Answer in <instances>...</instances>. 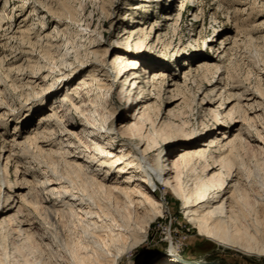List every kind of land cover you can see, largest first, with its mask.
<instances>
[{
    "label": "bare ground",
    "instance_id": "6f19581e",
    "mask_svg": "<svg viewBox=\"0 0 264 264\" xmlns=\"http://www.w3.org/2000/svg\"><path fill=\"white\" fill-rule=\"evenodd\" d=\"M136 1L147 6L159 0ZM189 1L198 10L202 0ZM165 2L167 12L160 15L162 25L172 22L176 12L181 14L185 7L184 0ZM118 13L111 16L110 24L121 25V31L102 51L98 49L100 42H89L87 52L93 56L91 61H68L57 72L48 68L39 73H23L12 84L25 96L23 113L13 115L0 104V121L16 123L11 135H0V238L6 234L9 241L16 243L15 252L6 253L4 249L0 253V261L4 257L7 264H119L123 255L144 237L148 224L162 215L168 194L180 202L183 218L198 236L244 256H261L264 174L256 172L253 183L261 186L256 204L248 205L241 191L251 181L243 167L234 164L232 154L233 146L242 143L264 150L263 136L248 125L264 113V69L254 86L231 85L221 76L205 82L208 90L201 92L199 106L209 118L195 129L171 120L173 108L182 99L177 92V78L169 77L162 90L166 95L165 107L150 122L148 114L160 95L156 80L166 74L130 50V44H140V22L124 26L122 14ZM191 16L195 21L200 17L197 11ZM18 17L10 12L11 21ZM4 19L2 11L0 28L6 25ZM54 23L55 28L60 25ZM15 24L9 26L12 32ZM157 26L152 24L150 31H158ZM44 31L43 37L49 44L59 46L57 39L50 37L53 31ZM233 32L232 28L213 30L206 43L210 45L218 38L221 50L216 49L211 55L199 54L201 60L195 64V70L190 72L189 67L181 76L182 85L188 77L194 79L199 70L220 69L227 45L237 43ZM93 34V30L86 31L89 39ZM179 49L172 54L179 55ZM59 60L64 64L69 59ZM120 79L121 111L114 117L110 105L99 112L94 107L96 98L89 95L90 85L99 90L116 88ZM62 86L66 90L58 96ZM52 97H57L56 101L50 102L48 111L34 123V112H40L45 100ZM57 103H69L79 112L77 121L65 109L58 108ZM106 115L114 119L110 125L105 122ZM20 128L24 133H20ZM32 144L40 154H45L48 162L33 166L32 171L19 168L22 158L30 155ZM61 160L72 175L82 177L83 184L75 185L68 175L54 169L52 164ZM257 164L264 167V155ZM9 165L14 168L12 183L8 179ZM197 171H201L202 179ZM154 186L156 189L152 190ZM249 218L254 222L251 230L244 227ZM66 225L70 227L67 229ZM174 255V250L169 249L155 264H173ZM147 260L139 259L138 264H149Z\"/></svg>",
    "mask_w": 264,
    "mask_h": 264
},
{
    "label": "rangeland",
    "instance_id": "374dc122",
    "mask_svg": "<svg viewBox=\"0 0 264 264\" xmlns=\"http://www.w3.org/2000/svg\"><path fill=\"white\" fill-rule=\"evenodd\" d=\"M6 2H8L7 8L4 7ZM136 2V0H0V13L3 11L4 22H6L5 27L0 28V83L3 85V88L0 87V104L7 107L10 110L8 112L13 115L23 113L21 110L25 106V96L19 92V89H13L12 85L23 73H39L48 68L56 71L60 67L67 66L68 61L73 63L91 61L93 56L87 52L89 44L100 42L98 49L102 51L114 39L113 36L121 31V25L119 28L117 24H110L111 16L113 17L117 11L118 14H122L121 24L124 26H134L136 22H140L138 23L141 28L138 40L140 44L137 46L130 44V50L138 52L143 56L142 58L147 59L150 66H154V69L157 68V70L163 69V73L166 74L156 80L160 95L154 101L153 108L148 114L150 122L165 107L166 95L162 90L164 82L169 77L177 78L176 81L179 84L178 91H176L182 99V102L173 108L170 118L176 123H186L188 129H195L201 122H208L209 116L205 115L199 106L200 97L208 90L205 82L218 76L231 85L233 83L238 86H254L259 82L264 69V0H202L198 5V10L191 7L189 0H184L183 12L181 14L176 12L174 20L167 25H162L163 21L160 18L161 14L167 12L165 0L151 2L147 6H141L143 4ZM41 9L43 10L41 11ZM13 11L19 16V19L11 21L10 12ZM114 11L115 13H113ZM195 11L200 16L198 21L192 19L191 16ZM129 17L132 18L129 20ZM55 21L59 22V28H55ZM11 23H16L13 32L9 28ZM152 24H158L159 30L151 32ZM16 28L20 29L17 30L19 32L16 31ZM47 28L49 32L53 31L50 33V37L54 36L57 39L59 48L52 47L43 37L44 29ZM226 28H232L233 34L238 40L236 44L227 45L226 55L219 64L220 69L217 72L214 68L199 70L195 73L194 79L188 77L186 84L182 85L181 76L189 67H192L190 72L195 70V64L201 60L199 54L211 55L216 49L221 50L218 38L210 45L206 43V40L210 38L213 30L217 32L226 30ZM88 29L94 32L90 39L86 36ZM157 33L159 35L156 36ZM178 47L180 48L179 55L172 54L178 51ZM64 57L69 60H65L62 64L59 59ZM98 58V61L101 62L102 53H99ZM78 78L79 76L73 83ZM50 79L48 83H50ZM140 80L142 81V75ZM121 82V79L118 80L116 88L103 87L101 90L97 89L95 85H90L89 95L96 98L97 102L94 107L97 106L95 108L99 112L105 111V108L107 110L110 105L113 106L111 110L114 111V117L121 111L123 102L119 93ZM59 89L58 96L65 92L66 87L62 86ZM198 90L203 93H197ZM83 95L80 98H83ZM207 96L211 97V94L207 93ZM56 98L46 99L40 107V112H34L32 115L34 123L39 116L48 111L49 103L56 101ZM60 105L58 108L65 109L72 115V119L77 121L76 116L79 112L72 109L69 103ZM112 118L106 115V124L110 125L114 121ZM4 121H0V135H11L16 123L10 120ZM248 125L254 133L258 132L264 138V113L258 120L252 121ZM20 133H24L21 128ZM156 142L160 144V138H157ZM29 149H31L30 155L28 158L27 156L22 158L25 162L22 160L19 168L32 171L33 166L48 162L45 154H40L34 144ZM233 149L234 164L243 167L245 175H249L251 181L250 185L241 191L244 201L248 205H255L256 195L259 193L261 185L259 183L255 185L257 183H253V180L256 172L264 174V167L257 164V160L264 155V150H255L246 143L235 144ZM63 164L61 160L52 165H55L54 169L56 168L57 172L60 171L59 173L68 175L75 185L83 184L82 177L72 175ZM197 172L198 178L202 179L201 171ZM13 173L14 168L9 165L8 179L11 183L14 180ZM155 189V186L152 187V190ZM165 201L162 215L148 224L146 232L143 234L144 237L141 240L138 239L137 246L123 255L119 264H138L139 259H148L146 263L155 264L158 261L157 258L169 249L175 252L173 264H264V252L261 256L255 254L244 256L198 236L195 228L183 218L180 212V202L171 194H168ZM250 222L253 224L251 223V225ZM246 223L247 225L244 227L251 230L254 226L253 220L249 218ZM65 227L68 229L70 226L66 225ZM8 239L9 236L6 234L0 238V251L2 249L0 253H3L4 249L6 253L15 252L14 245L16 243ZM73 242H76L75 239ZM11 244L12 246H10ZM78 248L74 247L79 251ZM5 260L6 258L2 257L0 264H7Z\"/></svg>",
    "mask_w": 264,
    "mask_h": 264
}]
</instances>
